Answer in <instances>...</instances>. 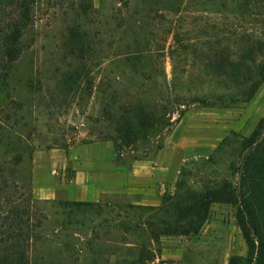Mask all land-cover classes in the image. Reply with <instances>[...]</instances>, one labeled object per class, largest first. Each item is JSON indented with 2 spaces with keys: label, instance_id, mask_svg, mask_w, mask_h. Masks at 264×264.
<instances>
[{
  "label": "rangeland",
  "instance_id": "obj_1",
  "mask_svg": "<svg viewBox=\"0 0 264 264\" xmlns=\"http://www.w3.org/2000/svg\"><path fill=\"white\" fill-rule=\"evenodd\" d=\"M23 42L20 58L0 75L3 263H16L7 216L26 223L27 264H228L232 254L247 253L236 206L213 204L195 236L158 235V215L146 207L223 180L239 189L240 144L264 117V0H38ZM225 59L245 66L225 79ZM254 79L262 81L247 97ZM142 104L170 109L174 125L120 145L118 127L136 124ZM180 123L179 136L208 152L186 161L183 188L176 183L157 206L125 195L75 202L66 189L51 199L35 193L39 152L66 151L68 178L71 152L95 143L110 145L115 162L130 169L152 159ZM259 204L264 186L251 206L259 212ZM258 218L263 229L264 213Z\"/></svg>",
  "mask_w": 264,
  "mask_h": 264
},
{
  "label": "trees",
  "instance_id": "obj_2",
  "mask_svg": "<svg viewBox=\"0 0 264 264\" xmlns=\"http://www.w3.org/2000/svg\"><path fill=\"white\" fill-rule=\"evenodd\" d=\"M38 0H0V75L5 76L12 64L20 58L26 48L23 37L27 30L35 22V6ZM222 76L229 78L245 66L242 62L230 59L223 60ZM251 79H248L250 81ZM262 79H254L249 89L250 97L259 87ZM235 99L229 98L232 103ZM164 112H158L154 105L142 104L136 114V124L125 121L118 127L121 138L120 145L132 146L140 139L147 140L151 136H157L163 130L171 128L174 123L171 111L168 108ZM180 111L177 120L184 115ZM230 139L225 138L219 145L220 150ZM164 143L156 145L159 151ZM237 156L241 158L240 180L237 182L239 189L232 181H218L213 185H205V189L199 192L187 191L178 197L167 196L161 206L146 207L158 215L155 229L161 236H195L200 233L204 223L211 213L213 204H228L237 207L235 218L241 229L242 236L247 246L245 255L232 254L228 264H264V228L258 218L259 212L264 213V208L257 212V206L253 207L257 190L264 186V117L258 123L249 137L243 138ZM212 158L203 161L202 165L210 163ZM186 169L183 167L177 181V188H183L182 180ZM257 204V203H256ZM25 210V209H23ZM27 211V210H25ZM9 220L6 231L9 241L12 242L16 263L27 264V239L23 236L24 219L18 216L6 217ZM27 226V225H26ZM29 228V227H27ZM15 238V239H14ZM21 240H20V239ZM0 264H5L0 260Z\"/></svg>",
  "mask_w": 264,
  "mask_h": 264
},
{
  "label": "crops",
  "instance_id": "obj_3",
  "mask_svg": "<svg viewBox=\"0 0 264 264\" xmlns=\"http://www.w3.org/2000/svg\"><path fill=\"white\" fill-rule=\"evenodd\" d=\"M180 126L181 123L152 159L134 162L130 169L115 162L116 154L110 145L95 143L71 152L74 173L68 178L66 170L71 159L66 151L39 152L34 161L35 193L51 199L58 190L66 189L75 202L125 195L137 205L157 206L163 194L174 189L186 161L208 152L206 144L193 146L189 138L180 137ZM52 168H56L57 175L48 178Z\"/></svg>",
  "mask_w": 264,
  "mask_h": 264
},
{
  "label": "built area",
  "instance_id": "obj_4",
  "mask_svg": "<svg viewBox=\"0 0 264 264\" xmlns=\"http://www.w3.org/2000/svg\"><path fill=\"white\" fill-rule=\"evenodd\" d=\"M165 264H168V263H165Z\"/></svg>",
  "mask_w": 264,
  "mask_h": 264
}]
</instances>
